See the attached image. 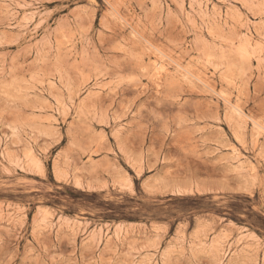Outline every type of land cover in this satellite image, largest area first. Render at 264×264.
I'll return each mask as SVG.
<instances>
[{
    "label": "rangeland",
    "instance_id": "1",
    "mask_svg": "<svg viewBox=\"0 0 264 264\" xmlns=\"http://www.w3.org/2000/svg\"><path fill=\"white\" fill-rule=\"evenodd\" d=\"M0 264H264V0H0Z\"/></svg>",
    "mask_w": 264,
    "mask_h": 264
}]
</instances>
